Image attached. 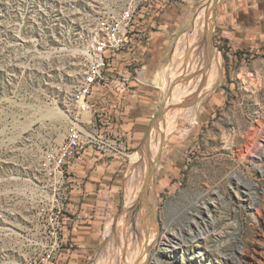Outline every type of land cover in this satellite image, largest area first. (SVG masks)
<instances>
[{
    "label": "rangeland",
    "instance_id": "1",
    "mask_svg": "<svg viewBox=\"0 0 264 264\" xmlns=\"http://www.w3.org/2000/svg\"><path fill=\"white\" fill-rule=\"evenodd\" d=\"M122 1L0 0V264H43L37 239L46 216L37 207L35 184L41 180L39 167L47 152L61 145L67 131V120L46 117V110L60 108L69 115L71 95L83 79L85 31L96 20V12ZM207 1L194 0V21L198 20L199 10L208 7ZM214 9L212 33L208 38L198 37L195 43L197 48L202 41L206 50L204 74L199 48L196 54L203 60L200 64L194 65L195 50L182 64H192L193 73L201 69V80L207 75L209 61L218 55L220 62L213 66V74L220 71L215 84L206 87L205 81L200 86L203 92H197V80L183 102L174 106L177 110L170 111L172 103H168L174 102V97H169L164 70L174 64L176 41L160 66L164 87L162 83L159 112L143 141L123 151L122 172L115 181L117 189L107 193L96 210L98 240L84 264H115L120 247L127 258L135 251L136 236L148 243L145 258L150 264L154 255L162 256L166 233L180 230L196 216L194 207L205 205H212L220 220L218 227L223 224L227 233L222 241L211 233L212 248L222 244L220 248L226 249L227 259L232 262L236 238L247 252L245 263L264 264V199L257 204L256 215L245 201L239 202L235 193L237 183L245 189V178L250 176L258 184L260 196H264V176L259 174L257 163H246L243 157L248 133L257 142L255 155L264 149V0H217ZM194 23L185 42L195 36ZM247 30L255 31L248 35L256 40L254 44L234 47L229 42L244 36ZM160 113L163 116L155 122ZM167 118L169 123L165 125ZM158 126L160 138L164 131L169 134L157 145L153 164L146 143ZM135 153L147 155L148 170L155 165L151 179L150 174L147 176V188L137 177L142 174V164L132 167L131 156ZM144 193L150 203L136 211ZM221 196L236 207L237 215L225 208ZM146 207H152V212L142 223ZM207 230L211 231L212 226ZM216 254L207 252L206 260L213 258L222 264ZM191 256L188 258L194 264L201 261L197 252V257ZM162 258L179 264L177 259Z\"/></svg>",
    "mask_w": 264,
    "mask_h": 264
},
{
    "label": "crops",
    "instance_id": "2",
    "mask_svg": "<svg viewBox=\"0 0 264 264\" xmlns=\"http://www.w3.org/2000/svg\"><path fill=\"white\" fill-rule=\"evenodd\" d=\"M194 0H163L152 16L142 19L134 31L132 44L116 55L108 75L125 76L129 86L125 92L119 80L99 88L93 97L97 118V134L114 139L118 153L106 155L89 148L68 168L72 194L63 217L67 243L57 264H84L98 240L96 210L104 203L107 193H114L116 178L122 172L123 150L140 144L147 135L155 114L161 107L164 71L161 62L173 45L192 29ZM243 31V30H242ZM255 31L229 40L234 47L254 44L249 37ZM119 87V91L116 87ZM110 156V157H109Z\"/></svg>",
    "mask_w": 264,
    "mask_h": 264
},
{
    "label": "built area",
    "instance_id": "3",
    "mask_svg": "<svg viewBox=\"0 0 264 264\" xmlns=\"http://www.w3.org/2000/svg\"><path fill=\"white\" fill-rule=\"evenodd\" d=\"M159 1L163 0H123L96 12V20L85 31L83 79L71 95L66 136L61 145L47 152L39 167L41 180L35 184L39 195L37 207L42 208L46 216L41 237L37 239L38 249L43 253V264H57L67 243L63 217L73 191L69 166L89 148L102 150L106 155L120 151L114 139L97 134L93 97L99 88L108 87L117 80L123 92L126 91L129 83L125 76L110 77L108 69L116 55L132 44L138 23L160 9L157 5Z\"/></svg>",
    "mask_w": 264,
    "mask_h": 264
},
{
    "label": "bare ground",
    "instance_id": "4",
    "mask_svg": "<svg viewBox=\"0 0 264 264\" xmlns=\"http://www.w3.org/2000/svg\"><path fill=\"white\" fill-rule=\"evenodd\" d=\"M216 0H208V7H202L199 12H198V20H197V25L195 26L196 28L194 29L195 31V36L193 39L186 41L187 34L183 36L181 41L177 43V46L175 48L174 54H173V66L167 68L166 73H165V79H166V86L169 89V97L171 99L174 97V102L168 103V106L170 103H172L170 111L173 113L177 109H174V106L178 105L180 102H183V100L187 97V91L188 89L191 88L192 84L195 82L197 83V80L200 79L201 76V69L196 72H192L193 70L192 64L189 65H183L182 62L183 60L188 57L191 51L195 50L194 54V65L197 66L196 64H200L202 59H199L196 52L197 48L200 49V51L203 54L204 62L202 68V75L204 68H206V50L203 48L201 45V42L198 43L197 48H195V43L196 41L200 38L202 39L203 37H209L210 33H212L213 27H214V16H215V5H216ZM193 31V32H194ZM199 37V38H198ZM198 38V39H197ZM190 39V38H189ZM214 49V48H213ZM209 50V49H208ZM213 51V50H212ZM201 54V53H200ZM211 54V53H210ZM192 57V58H193ZM172 58V59H173ZM208 59V57H207ZM209 69L207 72L206 77H201V80L198 81V86H197V92H203L202 86L205 81H206V87H209L213 84H215L216 79L218 78V74L220 71L213 74L215 72V68L213 66H216V64H219V56L216 55L215 57L213 56L211 61H209ZM193 65V66H194ZM200 68V66L198 65ZM214 68V69H213ZM179 69V72H178ZM206 70V69H205ZM194 84V85H195ZM194 87V86H193ZM192 87V88H193ZM204 87V86H203ZM194 89V88H193ZM202 94V93H201ZM170 99V100H171ZM170 111H168L167 116L170 118ZM47 114L46 117H53L56 120H67V124L69 121V115L67 111H64L60 108H52L46 110ZM166 119L165 125L169 123V119ZM68 127V125H67ZM176 125H174L173 130L175 129ZM161 127H157L156 132L153 134L152 138L150 141L146 143V150L148 148V155L151 156L153 159V164L157 160V155L158 152L156 149L158 148L157 145L159 143H163L169 132H163L164 135L162 138L159 137L158 135V130ZM253 129V128H252ZM153 131V129H152ZM252 131V130H251ZM263 133V132H262ZM255 136V135H254ZM255 138L251 136V133H248V141L245 146V152H244V161L246 163H257V169L259 171V174L261 176H264V149L261 154L255 155L254 148L256 147V143L254 141ZM60 142H62V137L60 138ZM125 154V153H124ZM147 155H144L142 157V154H133L131 156L132 158V167L135 169L136 165L142 164V174H137V177L141 179V184L146 185V188L148 187L147 185V176L150 173V170L147 169L146 165V157ZM149 167V166H148ZM134 179V177H133ZM247 181L244 183L245 184V189L240 187V183H237V186L235 187V193L239 199H241L239 202L241 203L242 200L247 203L248 207H251L254 209V212L256 215L259 214V208L257 204H260L261 201L264 199V196H260L259 190H258V184L251 178L250 176H246L245 178ZM133 181V180H132ZM145 189V188H144ZM243 189V190H242ZM141 190V188H140ZM134 195V193H133ZM221 201L223 204H225V208L228 209V211L232 215H237L235 214L237 209L232 205V203H229L228 201L225 200V197L223 198L222 196L220 197ZM132 202V201H131ZM130 202V203H131ZM261 205V204H260ZM196 211V216H192L190 218L189 222H185L184 225H182L180 230H170V232H167L166 235L164 236L163 239V246L160 250V253L162 256L169 257L170 260L172 259H177L179 261V264H194L195 261L191 260L188 258V255H192V257H197L195 256V252H197L198 257H201V261L198 262V264H217L216 261L213 258H209L206 260V253L209 251H212L216 256H219V260L222 264H247L244 262V258L247 255V252L244 248H242L239 245V242H237V239L235 238V252L231 255V261L228 258V255L222 251V249L219 247L215 246L212 248V245L210 244V239L213 233L217 234V237L214 236L215 238H219V241H222V237L225 236L227 233L225 230L222 229V225L218 227V222H220L219 218L214 214L212 205H205L202 208L194 207ZM142 210V209H141ZM137 211V210H136ZM152 212V207H146L145 208V214L143 215V219L141 220L142 223H146L148 218L146 217L148 213ZM144 213V212H143ZM183 214L186 216L187 210H183ZM185 220V218H183ZM223 223H225L223 221ZM210 226H212V230L209 231L207 230ZM147 232L146 238L148 237V229H146ZM212 233V234H211ZM121 235V234H120ZM136 236V235H135ZM144 236V235H143ZM235 237V235H232ZM135 239V251L129 255L127 258L125 256V250L123 247L119 248L117 251V258L115 260V264H146V258L145 256L148 254L146 249L147 247V242H144L140 237L136 236L134 237ZM129 240H132L129 238ZM128 240V241H129ZM210 240V241H209ZM134 241V240H132ZM223 243V242H222ZM217 247V248H216ZM143 256V257H142ZM162 256L159 255H154L153 260L150 264H170L168 261L164 260ZM197 260V258H196ZM113 263V261H112Z\"/></svg>",
    "mask_w": 264,
    "mask_h": 264
},
{
    "label": "water",
    "instance_id": "5",
    "mask_svg": "<svg viewBox=\"0 0 264 264\" xmlns=\"http://www.w3.org/2000/svg\"><path fill=\"white\" fill-rule=\"evenodd\" d=\"M217 1V0H216ZM208 44H209V47L210 48H212L213 47V43H212V40L210 39L209 41H208ZM163 116V114L162 113H160L159 115H158V117H157V119H156V121L155 122H157L158 120H160L161 119V117ZM156 124V123H155ZM154 124V125H155ZM154 168H155V165H152L151 166V169H150V179H151V175L154 173ZM149 182H150V180H149ZM150 203V200H148V198H147V194L146 193H144L143 194V196L141 197V199L139 200V202H138V204L136 205V210H138L140 207H142L143 205H146V204H149Z\"/></svg>",
    "mask_w": 264,
    "mask_h": 264
}]
</instances>
